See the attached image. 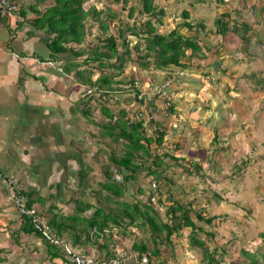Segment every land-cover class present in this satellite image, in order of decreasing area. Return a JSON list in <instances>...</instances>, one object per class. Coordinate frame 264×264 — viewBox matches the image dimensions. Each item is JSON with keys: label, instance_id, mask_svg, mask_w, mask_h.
Segmentation results:
<instances>
[{"label": "rangeland", "instance_id": "obj_1", "mask_svg": "<svg viewBox=\"0 0 264 264\" xmlns=\"http://www.w3.org/2000/svg\"><path fill=\"white\" fill-rule=\"evenodd\" d=\"M189 1H192V4L187 6ZM247 1L248 0H223L224 3H220L218 0H154L153 4L158 9L162 8L165 11L162 23H157L156 17L151 18L141 15L139 12L138 0H128V4L125 8L121 1L112 3V1L108 2L107 0H88L83 5L85 9L94 6L98 11L102 12L98 19H106L109 33L117 35L122 32L125 40L130 42L129 48H132L140 39L129 35L127 30L124 31V28L127 26L131 27L135 25L136 30V27L138 29L139 25L143 24V22L151 20L152 25L157 28L159 33L168 34L176 28L179 33L187 34L188 29L182 26L184 22L190 23L192 27H197L198 18L204 21L205 32H208V36L203 35V32H200L198 28L197 30L200 32L199 36L202 40L204 42L208 41L211 44L212 49L206 51L204 47L200 45V54L205 55V59L203 58V60L202 58L190 56V50L186 51V57H184L182 61L190 58L188 61L190 64L189 66H199L202 70H192V75L183 74L180 76L181 78L179 77L180 79L177 75L170 78L172 83L168 88V98L166 97L165 99L170 104H175L176 107L174 112L171 115L166 114L163 108L165 106V99L159 100L158 103H156L155 111L147 107L140 110H142L144 115L145 123L147 121V115L148 118H150V115H153V117L161 122V129L165 131L163 143L159 147L156 148L155 143H152L150 147V154L152 157L155 155V151L158 152L159 156L165 153H171L174 157L181 156L180 152H184L188 154L189 161H199L204 164L203 169L197 170L194 175H186L178 166L174 165L176 164L174 161L166 158L164 159V167L162 168L163 174H161L165 178L171 179L173 182L170 186H172L174 203L185 206L189 205L194 208L193 211L201 212L202 216L205 217L215 216L212 225H207L198 221L193 213L190 214L193 222L197 224V227L199 226L203 230V233L198 232L197 237L203 240L213 253L215 261L218 262L216 264H237L242 257V250L253 253H264V237L261 236V234L264 233V92H254L246 87H243L244 89L242 90L234 91L233 89V91H231L230 88H234L235 82L233 76L236 75L241 79V75L243 76L245 73L234 72L235 66L222 69L220 72L219 70L215 71V69H212V66H210L211 62H219L223 66L226 65L225 63L229 65V62L232 61L233 64L237 65L238 70H245L243 66L241 68V65L238 64L245 56V49L247 48L245 42L236 41V43L232 42L231 44H225L226 48L230 47L232 50H237L233 52L230 50L227 52V49L224 51V46L222 50V46H219L218 43L214 45L212 40L216 41L221 39L218 35H214L215 19L220 17L222 13L230 14L232 18H235L237 15L234 13V10H239L241 16H243L241 18L243 19H253L254 22L259 25L258 32H264V0H249L252 2L246 5ZM129 6L137 8V10L133 12V17H128L130 11L128 9ZM107 8H110L116 13L117 18L109 17L110 15L107 12ZM183 10H188L191 19L190 17L188 19L182 17L181 13ZM93 24L92 20L87 23V26L91 27L87 28V45L89 48L92 47L94 49L97 47L100 48V51L106 52L103 48L105 44V37L102 35L103 32L102 30H98L97 24ZM189 34L192 35V33ZM144 43L145 41L141 39L142 48ZM259 52L261 56H259V59L256 57V66L264 65L263 51L259 49ZM132 56L133 58L135 57L134 55ZM112 60H115V58L112 57L111 61ZM81 63V61L77 62L78 65ZM71 68H76V66H71ZM176 68L177 70L179 69V67L171 65L167 70L163 71L156 70L153 66H150L147 71L142 70L138 65L131 66L127 61L125 66H123L124 76L117 75L116 69L96 71L98 74L95 76L99 78L106 74L112 76L113 79L121 80L125 75L126 77L132 75V77L134 76L141 82L143 89L150 90V86H148L149 84L147 83L148 78L153 79L155 84H159L167 76L169 77V75L173 74L172 69L176 70ZM220 68L221 66H219V69ZM187 72L189 73V70ZM203 73H211L213 80L212 78L205 77ZM260 76L263 77L251 71L249 77L257 81L260 79ZM192 77H196L195 80L199 78V84L194 85L190 80ZM204 78L209 81V84H207L204 89H201ZM178 80L180 82L179 85L176 83ZM242 80H245V78H242ZM100 85L101 91H96L93 94L96 95L95 97L98 98L102 96V98L104 97L108 100L111 94L112 96L120 95L119 99L122 100V93L106 92L107 87L102 84ZM110 85L114 89L122 88V85L121 87H117L116 84ZM184 103L185 105H183ZM110 104L112 112H114V114L118 113V111H114L116 109L118 110L115 106L117 104H113L112 102ZM243 105L247 107L243 110L244 113L241 112L238 115L226 114L227 120H225V122L219 119L210 121L211 118L216 117L217 110L220 108L235 110L237 107L238 109L243 108ZM97 107L98 104L95 103L93 108ZM130 110H132L131 114H137L135 105H132ZM222 113L225 114L227 112ZM207 122L209 123L207 128H205V123ZM223 124L227 126H223ZM215 127L219 128L214 129ZM87 129H89V127H87ZM185 129L188 131H185ZM154 130V127L150 128L147 125L146 127L144 126L143 131L147 136L152 137L156 135ZM88 131L92 133V138L94 137L97 140L100 139L99 130L96 127H92ZM89 132L87 135V130L85 129V131H82L80 136H78V139L84 144L83 146H79L78 150L84 154L83 158L89 160L88 165L92 169V172H98L100 169L109 167L108 161L110 154L115 153L117 158L124 155V143L119 145L117 143H111L107 139L99 148L103 150L106 149L107 151L96 152V156L93 154V157H91L90 155L93 151L87 148L85 149V145L88 146L90 142ZM180 132H182V134ZM228 133H230V136L227 135ZM180 135L185 136V139ZM217 140H219V142H216ZM176 143L181 145L180 150L175 149ZM191 143L194 145H189ZM197 144H201V147ZM216 147H221L222 149L215 151ZM96 148L98 149V147ZM221 150L222 152L219 153ZM83 151L85 153H83ZM218 153L220 155H218ZM190 157L193 158L190 159ZM241 161H246L248 164L247 166H243L240 171L237 167L240 166L238 164H240ZM136 162H140V158L137 157ZM234 164H237V166H233ZM110 168L112 169V175H114L113 180L122 182V175H120L118 170L111 164L109 169ZM25 171L26 169L23 166L14 169L11 173L12 176H9L6 181H4L0 175V256H7V254H11L10 252L12 251L14 256L20 254L19 256L22 257L24 253L31 254L30 248L33 246L34 248L39 247L35 239L38 241H40V239L33 235L28 236L18 231L19 238L16 243L12 240L13 238H11V233L17 231L19 225L22 223L20 213L14 205L13 199L15 194L13 193V189H16L15 191L20 189L25 191ZM99 174L101 173L99 172ZM92 176L95 175L93 174ZM105 181L106 178L103 175V179L100 183ZM160 181L161 179L159 182ZM151 183L152 177L150 175L145 176V174L141 173L136 180H130L126 183V188H123V195L121 197L110 195L112 197L110 200L106 199V192L103 191V194H98L100 192L99 184L96 183V185L92 187V191H87L81 198V201L90 202L92 206V208L89 209L90 211H94L96 208H102L104 212L113 215H122L125 203L130 205L140 203V207H142L141 204H145L151 206L157 212L159 218L165 222L167 220L165 215L167 209L166 204H160L158 201L152 203L148 200L149 189L153 188ZM168 187L169 184H165L164 181L160 182L158 194L161 200H163L162 197L164 200L167 197ZM4 188H6L9 193L8 195L3 193ZM74 191L75 190H73V192ZM213 194L222 199L220 203L217 204L216 197L212 196ZM73 195L78 196V193L74 192ZM172 203L173 202H169V204ZM52 206L55 207V209H50ZM73 207L74 205L71 203L68 205L67 209L61 211L60 209L65 208V206H57L52 200L46 201L44 205H33L34 212L43 225H46L52 213H60L62 216L71 215L74 211ZM89 210L86 212L85 216H90ZM126 223L127 222L123 220L120 226L117 227L112 222H108L109 231H106L103 238L98 241L95 233L91 231L89 234V241L84 243L86 246L84 250H76L78 252L88 251L91 256L96 257L98 262H101L105 259L112 260L110 255L115 254V250L119 248L130 258V261L126 260L127 264H139L138 261H136L137 253L133 252L131 248L132 245L135 243L145 244L146 249L150 252L153 249V241L155 240L158 242L157 248L160 250L161 254L157 258L154 257L151 260L149 258L148 263L206 264L202 261L201 250L190 245L189 235L191 230L189 228L182 229L177 234L175 233V235L170 237V241L165 242L163 235L160 236L162 240L158 237L153 238L150 236L146 227L141 229L135 225L128 226ZM79 229V225H75V230L68 229V231L62 235L64 238L63 240L71 245L73 243L71 241L74 240L73 234L76 235L75 232H78ZM50 230L53 235L54 231L51 228ZM68 234H71L72 240ZM207 234H210L211 237H208ZM83 239L84 237L82 236V240ZM95 243L101 244L102 248H99ZM13 253L11 255H13ZM34 253L35 252H33L32 255H34ZM41 255L42 254H37V262L32 264H41V259H39Z\"/></svg>", "mask_w": 264, "mask_h": 264}, {"label": "trees", "instance_id": "obj_2", "mask_svg": "<svg viewBox=\"0 0 264 264\" xmlns=\"http://www.w3.org/2000/svg\"><path fill=\"white\" fill-rule=\"evenodd\" d=\"M12 1L14 2V0ZM46 1L49 0H35L36 4L45 3ZM87 1L88 0H52V4L41 13L39 20L35 21V23H40V27L44 29L46 40L48 41V46L52 54L59 55L69 53L78 59H82L81 62L84 64H96L95 66H90L91 73H93L94 70L99 72L105 69H116L117 75L124 76L123 65L127 61L131 64L138 65L142 70L147 71L150 66H153L156 70L164 71L167 70L171 65L179 67L178 71L181 69L185 70L190 65L188 63L190 58L182 61L184 57H186V51L190 50V56L194 57L201 50L200 45L202 47L207 46L208 41L204 42L199 36V33L203 32V35L206 36L208 32H205L206 29L204 21L198 18L197 27H192L188 22H184L182 24V26L188 29L187 34L179 33L176 28L170 31L168 34L159 33L157 28L152 25L151 20L143 22V24L139 25L138 29L136 27V30L135 25L131 27L127 26L124 28V31L127 30L129 35L140 39V41L136 42L132 48H129L130 42L125 40L122 32L118 33L117 35L109 33L106 19H98L102 12L98 11L94 6L87 9L84 8L83 5ZM107 1H112V3H118L121 1L124 8L128 4V0ZM218 1L220 3H224L223 0ZM138 3L140 8L139 12L141 15L149 16L151 18L156 17V22L162 23V19L165 16V11L162 8L158 9L153 4L154 0H138ZM191 4L192 1H189L187 6ZM128 9L130 10L128 17H133V12L137 10V8L129 6ZM107 12L110 15L109 17L117 18V14L114 13L110 8H107ZM236 12L239 14V11ZM181 15L184 19H188L189 17L191 19L188 10H183ZM91 20L94 24L98 25V30H102L103 32L102 35L105 37V44L103 45V48L107 53L100 51V48L96 47L93 49L92 47L89 48L87 45V28L90 27L87 26V23H89ZM197 28L200 32H198ZM214 28V33L219 37L225 35L226 33H232L236 36H239L243 42L248 44L253 40V37L249 34L255 31L248 24L240 22L239 18H232V15L226 13H222L220 17L215 19ZM189 33H192V35ZM141 39L145 41L143 48L141 47ZM132 55L135 57L133 58ZM112 57L115 58L114 63H110V59ZM194 70L197 71L195 67ZM172 71L173 74L168 73L171 74L169 75L170 78L174 77L178 73L177 68L176 70L172 69ZM261 81L264 83V79ZM153 82H155L153 79L148 78L147 83L149 84L148 86H150V90L146 89V93L151 92L153 89ZM87 83L88 87L94 88L95 91H101L100 84L105 85L108 89V92L113 91L110 87V84H116L117 87H121V85L126 87L117 88L125 95L124 99L126 101L124 102V105L126 106L118 110L120 116L118 115V117L113 118V114L103 106V111L104 113L106 112V115L110 120L108 123L111 125V127L108 129V136L113 142L122 140L125 144L124 155L117 158L115 153H112L109 155L110 162L108 161L109 167L111 164L118 170L120 175H122V182H116L113 180L114 175L111 173L112 169L105 167L102 169V173L106 178V181L99 184L100 192L98 194H101L103 191L106 192V199L108 200L112 198L110 195L121 197L123 195V188H126L125 185L128 181L136 180L138 175L141 173L145 174V176L150 175L152 177L151 186H153V188L149 189L148 200L152 202L154 199L160 204H166L167 209L165 215L167 220L165 222L162 221L159 218L157 212L151 206L141 204L142 207H140V203H136L134 205L125 203L123 206L124 209L122 215H113L111 213L104 212L102 208H96L93 211V214L90 217H87L84 215V213L91 209L92 206L89 203L83 202L81 200H74L75 208L73 214L69 216H61L60 213H52L46 225L54 231V235L58 238L62 236L66 229L75 230V225H79L80 229L78 230L77 235L74 236L73 242L75 245H77L76 247L81 248L82 250H84L86 247L84 243L89 241V234L91 231L95 233L97 241L103 238L104 233L109 231L107 224L108 222H112L114 225L119 227L120 223L125 220L128 226L135 225L141 229L146 227L151 237H158L160 240H162L160 236L163 235L165 242L170 241V237L175 235V233L177 234L182 229L189 228L191 230L189 235L190 245L201 250L202 261L206 264L218 263L215 261L213 253L206 246L205 242L197 237L198 232L203 233V230L201 227H197V224L193 222L190 214L193 213L198 221L207 225H212L215 216L205 217L202 216L201 212L193 211L194 208L189 205L185 206L174 203L175 201H173L172 186H170L173 182L171 179H167L162 175L164 159L166 158L174 161V163H176L174 165L178 166L186 175H194L197 170H202L204 167L203 162H193L192 160L189 161L188 154L184 152H180L181 156L178 157H174L171 153H165L159 156L157 151H155V155L153 157L150 154V147L152 143H155L156 148L163 143L165 131L161 129V122L157 118L153 117V115H150V118H148L147 115V121L145 123L144 115L140 109H145L147 107L148 109L151 108L152 111H155L157 105L155 100L158 98V96H154L149 100L140 98L141 93H143V87L141 82H139L134 76L132 77V75L130 77H126L125 75L123 79L116 80L113 79L112 76L104 74L97 78L95 82L88 78ZM176 83L180 84L179 81ZM248 85L249 89L252 90L262 89L261 82L258 81L256 84L249 82ZM159 99L161 101L163 98L159 97ZM164 103H168L165 109L166 114L171 115L176 107L175 104H170L168 101H166V99L164 100ZM130 104L135 105L137 108V114H131L132 110H125ZM147 125L150 128H155L154 133H156V135L151 137L144 133V126L146 127ZM180 133L182 134V132ZM180 136L184 137L185 139V136ZM216 142H219V140ZM189 145L192 146L194 144L191 143ZM197 145L201 147V144ZM221 147H216L215 151L222 149ZM175 149L180 150L181 145L176 143ZM221 152L222 150L219 153ZM219 153L218 155H220ZM137 157L140 158V162H136ZM192 158L193 157H190V159ZM247 164L248 163L246 161H241L239 164L240 166L237 168L241 171V168L243 166H247ZM160 179V182L164 181V183L169 184L170 187L167 188V197L165 200L163 197V200H161V197L158 194ZM15 190L16 189H13L14 194L24 198L25 210L33 209L34 202L37 200L39 202L41 201L39 200L40 198L33 200L31 192L23 191L21 189L17 191ZM212 196L215 195L213 194ZM215 197L217 204L220 203L222 199L218 196ZM169 202L173 203L169 204ZM52 207L50 209H55V207ZM21 219L22 223L19 225L18 230L11 233V238H13L12 240L15 243L19 238L18 231H20L22 234H26L28 236L33 235L41 239L44 244H47V249L49 250L48 252L49 254H52L53 257L61 256V253L58 249L54 248L45 241L41 232L34 227L27 215L23 214ZM82 236H84L83 240ZM207 236L211 237L210 234H207ZM261 236L264 237V233L261 234ZM95 244H97L99 248H102L101 244ZM157 245L158 242L154 240L153 249L152 251L148 252L145 244H133L131 248L133 252L137 253L136 261L141 264L143 257H147L148 259L150 258V260L154 257H159L161 253L157 248ZM81 253L84 255L89 254L88 251H82ZM241 256L242 257L237 264H264V253H253L242 250ZM3 257L4 258L0 259V262L2 263L6 260V256ZM110 257L114 259L115 254H111ZM105 260L101 261V263L110 264L108 259ZM126 260L130 261V258H128L125 254L120 264H127ZM148 264L151 263L149 262Z\"/></svg>", "mask_w": 264, "mask_h": 264}, {"label": "crops", "instance_id": "obj_3", "mask_svg": "<svg viewBox=\"0 0 264 264\" xmlns=\"http://www.w3.org/2000/svg\"><path fill=\"white\" fill-rule=\"evenodd\" d=\"M14 2L19 6L18 10L0 16V175L6 181L9 176H12L11 173L14 169L23 166L26 169L24 190L31 192L33 200L38 198L41 200L40 202L35 201L34 204L44 205L46 201L52 200L57 206L64 205L65 208L60 209L64 211L69 204L73 203L74 205V200H81L87 191H92V187L103 179L102 169L92 172L88 165L89 160L83 158L84 154L79 152L78 147L84 144L78 139V136L85 129L87 135L88 130L92 127L99 130L100 139L92 138L93 135L89 132L90 142L88 146L85 145V149L93 151L91 157L93 154L96 156V152L106 150L99 148L107 139L111 143L119 145L124 143L122 140L116 142L110 140L107 134L111 127L108 123L110 120L103 109L105 107L109 110L113 114V118L118 117L119 113L112 112L110 103L117 104L115 106L118 110L122 109L126 106L124 105L125 95L122 93V100L119 99L120 95L112 96L111 94L108 100L102 96L98 98L95 97L96 95L84 96V89L89 88L87 79L90 78L93 82L97 79L95 75L98 74V71L94 70L91 73L90 68L96 64L81 63L78 65L77 62L82 59H78L72 54H52L44 29L40 27V23H35L39 20L41 13L52 4V0L37 4L35 0H14ZM250 2L252 1L248 0L246 5ZM239 14L241 13L239 12ZM254 30L255 42L245 44L247 46L245 56L238 63L241 68L244 67V71L238 70L237 65L232 61L229 62V65L225 63L226 65H223L225 67L219 62L210 64L215 71L219 70L220 72L222 69L235 66L234 72L245 73L243 76L241 75V79L236 75L233 76L235 82L234 88H230L231 91L233 89L234 91L242 90L243 87L249 88V82L256 84L258 81L261 82L262 89L251 90L264 92L263 82L255 81L249 77L251 71L264 76V65H255L256 57L259 59L261 56L259 49L264 54V32L259 33V27H254ZM220 37L219 40H212V43L221 45L222 50L224 46V51L227 49V52L237 50L226 48L225 44L236 43V41L243 42L239 36L232 33H226ZM211 49V44L208 42L204 50L210 51ZM200 55L202 60L205 59V55ZM112 61L110 59V63H114V60ZM58 62H61L60 66H57ZM129 64L134 66L130 62ZM71 66H76V68L72 69ZM219 66H221L220 69ZM187 68L191 70V73L194 70V66ZM196 68L197 71L202 70L199 66ZM195 78L192 77L190 80L194 85L199 84V78L197 80ZM207 84L209 81L204 79L201 87L204 89ZM111 89L113 91L110 92H122L112 87ZM107 90L106 92H108ZM95 103L98 104L97 108H93ZM132 105L127 106L125 110L131 111ZM246 108L244 105L243 108L238 109L237 107L235 110L220 108L217 110L218 115L211 119L212 121L219 119L225 122L226 114L238 115L241 112L244 113L243 110ZM222 112L227 113L223 114ZM223 126L227 125L223 124ZM227 135L230 136V133ZM83 153L85 152L83 151ZM235 165L237 164L233 166ZM93 174L95 176H92ZM16 176L18 177L17 174ZM73 190L78 193V196L73 195ZM3 193L9 194L6 188L3 189ZM88 203L90 204V202ZM73 213L74 211L71 214ZM89 213L91 216L93 210ZM67 231L68 229L63 234ZM75 233L77 235V232ZM68 235L72 240L71 234ZM76 235L73 234V238ZM59 238L64 239L62 236ZM35 241L39 247L30 248V252H35L34 255L24 253L22 257L19 256L20 254L14 256L11 251L10 253L13 255L8 253L5 262H0V264L36 263L37 254H42L39 258L41 264H69L62 255L53 257L52 254H49L47 244H44L41 239L40 241L35 239ZM71 245L79 251L82 250L76 247L74 242ZM1 258H4L3 255L0 256Z\"/></svg>", "mask_w": 264, "mask_h": 264}, {"label": "built area", "instance_id": "obj_4", "mask_svg": "<svg viewBox=\"0 0 264 264\" xmlns=\"http://www.w3.org/2000/svg\"><path fill=\"white\" fill-rule=\"evenodd\" d=\"M19 6L13 2L12 0H0V16L8 15L10 13H13L17 11ZM48 64L53 65L52 63L48 62ZM179 74H182L180 72ZM169 81L164 82V84L159 88V86H154V91H151L150 93H146L143 89V93H141L140 98L145 99H151L154 95H160L165 96L166 91L165 88L168 87ZM156 91V92H155ZM90 90L87 91V94H90ZM14 193V192H13ZM14 205L17 209V211L20 213V217L25 214L30 218L31 223L34 225V227L41 232L43 238L45 241L54 247H58L61 252L63 253L64 257L67 259L69 264H100L95 256L84 255L80 252L75 251L70 245H68L62 238L56 237L54 234L52 235V232L50 228L47 225H43L39 221V217L35 214L34 209L31 210H25V200L24 198L20 197L19 195L15 194L14 196ZM154 201V199H153ZM115 257L110 261V264H120L121 260H123L125 253L121 249L115 250ZM148 259L147 257H143L142 264H147Z\"/></svg>", "mask_w": 264, "mask_h": 264}, {"label": "clouds", "instance_id": "obj_5", "mask_svg": "<svg viewBox=\"0 0 264 264\" xmlns=\"http://www.w3.org/2000/svg\"><path fill=\"white\" fill-rule=\"evenodd\" d=\"M236 11H238V10H234V13L237 15L235 18H239V21L240 22H244V23H246V24H248L249 26H251L252 27V29H254V27H259V25L258 24H256L255 22H254V20H252L251 18H249V19H243V18H241V17H243V16H241V14H238ZM250 36H252L253 37V40L251 41V43H249V44H252V43H254L255 42V33L254 32H252V33H250L249 34ZM244 43V42H243ZM245 44H247L246 42H245ZM200 53H201V50L194 56V57H196V58H202V56L200 55ZM61 65V62H58L57 63V66H60ZM195 68L197 67V66H194ZM197 69V68H196ZM178 71V70H177ZM188 71V68L187 69H185V70H179L178 71V73L176 74L177 75V77L179 78L181 75H185V74H187V75H191V70H189V73L187 72ZM180 72H182V74H179ZM183 72H185V73H183ZM205 77H208V78H212V74L211 73H209V74H207V75H205ZM181 78V77H180ZM179 78V79H180ZM264 78V76L263 77H260V81L262 80ZM205 79V78H204ZM207 80V79H206ZM259 80V79H258ZM166 81H169V84L171 85V83H172V81L170 80V77H166L165 79H163V81H161L159 84H155V82H153L154 83V86H159V88L164 84V82H166ZM179 81V80H178ZM208 81V80H207ZM264 84V83H263ZM170 85L168 86V87H166L165 88V91H166V95L163 97V96H160V95H154V96H158V98H156V100H155V103H158V101L160 100L159 99V97L160 98H163V99H165L166 97L168 98V94H169V92H168V88L170 87ZM179 85V84H178ZM154 88L155 87H153V89L151 90V91H154ZM91 91L90 92V94H87V91ZM96 91L94 90V88H85L84 89V96H90V95H93L94 93H95ZM156 92V91H155ZM148 93H150V92H148ZM154 96H152L151 97V99L154 97ZM168 105V103L167 104H165V106L163 107L164 109H166V106ZM183 105H185V103L183 104ZM207 107H209V106H207ZM217 115H218V113H217ZM210 121H212V119L210 120ZM208 123L209 122H207V123H205L206 125H208ZM119 180V179H118ZM152 203H155V200L153 201L152 200ZM21 218V217H20ZM61 239V238H60ZM49 244V243H48ZM51 245V244H50ZM68 245H70V244H68ZM51 246H53V245H51ZM54 247V246H53ZM70 247H72L71 245H70ZM54 248H56V249H58L59 250V252L61 253V255L64 257V255H63V253L61 252V250L58 248V247H54ZM73 249H75L74 247H72ZM76 250V249H75ZM77 251V250H76ZM78 252V251H77ZM81 253V252H80ZM89 255V254H88ZM148 259V258H147ZM67 260V259H66ZM109 261H111V260H109ZM68 262V261H67ZM69 263V262H68ZM148 263V262H147ZM141 264H142V261H141Z\"/></svg>", "mask_w": 264, "mask_h": 264}, {"label": "bare ground", "instance_id": "obj_6", "mask_svg": "<svg viewBox=\"0 0 264 264\" xmlns=\"http://www.w3.org/2000/svg\"><path fill=\"white\" fill-rule=\"evenodd\" d=\"M52 57V56H51ZM55 57V56H54Z\"/></svg>", "mask_w": 264, "mask_h": 264}]
</instances>
